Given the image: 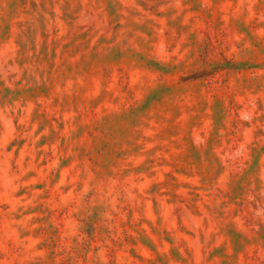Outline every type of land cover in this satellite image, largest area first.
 <instances>
[{"label": "rangeland", "instance_id": "rangeland-1", "mask_svg": "<svg viewBox=\"0 0 264 264\" xmlns=\"http://www.w3.org/2000/svg\"><path fill=\"white\" fill-rule=\"evenodd\" d=\"M0 264H264V0H0Z\"/></svg>", "mask_w": 264, "mask_h": 264}]
</instances>
